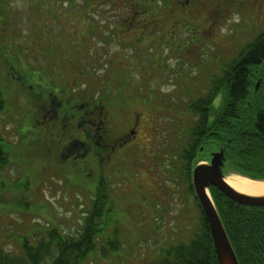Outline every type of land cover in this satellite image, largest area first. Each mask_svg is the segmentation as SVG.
<instances>
[{
    "label": "rangeland",
    "instance_id": "374dc122",
    "mask_svg": "<svg viewBox=\"0 0 264 264\" xmlns=\"http://www.w3.org/2000/svg\"><path fill=\"white\" fill-rule=\"evenodd\" d=\"M133 3L0 0V143L8 152L0 168V248L13 256H22L16 238L31 233L35 240L52 229L77 236L103 178L113 210L105 217L99 252L82 264H158L169 246L187 245L199 234L198 204L188 186L172 175L173 157L200 118L188 107L208 94L221 69L264 32V0H231L227 12L209 2L204 9L184 11L183 22L174 13L165 19L161 8L157 14L163 22L151 24L152 34L139 22L146 13L127 8ZM14 64L44 72L52 86L75 90L77 100L112 103L107 113L113 148L103 152L105 160L91 159L92 172H74L63 160L65 149L74 148L79 134L84 137L83 126L62 137L39 134L46 130L32 113L30 97L24 90L20 97L19 83L10 87L6 78ZM125 79V87L133 85L124 90ZM143 85L148 92L141 91ZM257 98L264 100L263 90ZM222 104L220 94L213 113ZM135 108L142 115L139 144L124 147L117 138L130 129ZM96 120L93 136L103 134L101 119ZM108 240L119 244L110 247Z\"/></svg>",
    "mask_w": 264,
    "mask_h": 264
},
{
    "label": "trees",
    "instance_id": "16d2710c",
    "mask_svg": "<svg viewBox=\"0 0 264 264\" xmlns=\"http://www.w3.org/2000/svg\"><path fill=\"white\" fill-rule=\"evenodd\" d=\"M20 68L19 72L28 77L30 72L25 73L24 68ZM263 72L264 32L244 46L234 61L216 77L211 91L189 107L191 113L200 115L189 132L190 150L183 148L180 154L182 164L187 167L179 169L182 171L179 176L189 186L190 194H193L191 168L201 159L202 147L204 154L225 146L226 173L264 180V100L259 102L257 98L264 91ZM6 78L9 86H14L8 73ZM259 79L262 85L256 92ZM21 93L20 97L24 95ZM220 94L223 95L222 107L215 114V121L209 122L213 103ZM1 95L0 111L4 109ZM29 97L31 95L27 94V99ZM30 104L33 115L41 119ZM1 143L0 168H3L8 161V152ZM192 152H196L197 157ZM96 188L91 209L85 214L82 231L77 236H66L52 229L47 237L41 236L37 240L34 237L32 241L28 237L16 238L22 256H13L0 248V264H82L90 255L98 253L105 217L112 212L113 204L109 185L104 179ZM210 192L239 264H264V208L238 205L214 187ZM198 209L201 214L199 234L187 245L171 246L159 264H219L208 223L200 206ZM118 244L117 240H108L107 243L110 247Z\"/></svg>",
    "mask_w": 264,
    "mask_h": 264
},
{
    "label": "flooded vegetation",
    "instance_id": "af4514ba",
    "mask_svg": "<svg viewBox=\"0 0 264 264\" xmlns=\"http://www.w3.org/2000/svg\"><path fill=\"white\" fill-rule=\"evenodd\" d=\"M162 1H164V4L160 6L159 2ZM209 2H212L214 4L218 3L216 5V8L217 10H219V12L220 10H225V12H227L231 0H134V5L130 4L129 6H127V8L132 9L134 12H136L134 14L146 13V15L140 17L139 22L143 24L146 23L147 26L145 29L143 28V30L149 32V34H152L151 31L154 32L155 28L152 27L151 24L163 22L160 18L161 16L157 14V10L161 8L165 9V11L163 9V11L165 12V19H168L167 15H171L172 13H174L176 21L182 20L183 22V19L185 17L183 16L184 11H186L187 13H192L195 9H204L203 5H207ZM149 10H153L157 16H150L151 14L149 13ZM226 15H222L223 18ZM262 18V20H264V13H262ZM180 23L181 22H178V25ZM181 25H186V23ZM158 26L159 29H162L160 25ZM148 35L146 36L147 40L150 39V36ZM18 68H20V66H15V64L12 65V69L8 72V74L11 79L13 78V82L19 83L18 87L20 88V92H22L21 90H24L27 92V94L31 95V103L33 104L36 112L41 117L40 120H42L44 124L43 127L46 130L42 132L40 131L39 134H56L55 136L58 135L59 137H62L66 133H69V131H73L70 130V128L81 130V127L83 126L84 137L79 134L78 141L74 144V148L69 149L68 151L64 148L65 155H63V160L64 163H66L64 165L73 169L74 172H77L79 174H82L81 172L84 170L86 173L89 171L92 172L93 168H91L90 166L91 159H98L99 157L102 161L103 152L110 147L113 148V144H110L109 141V134L112 132V129L108 127L109 123L112 121V118L107 113V109H110L109 107L112 105V103L108 104L107 102L109 106L108 107L107 105H101V102H99L98 104H93V102H90L89 100L83 101L82 98L77 100L75 90H72V93H75L72 94L68 90H59V87L56 86L54 82L52 86L47 79V75L44 72H40L38 70L30 71L28 77H25L24 74H21L19 71H17ZM23 72L26 73L25 68L23 69ZM262 79H264V72L262 75ZM132 85H130L129 87H131ZM129 87H126V89H128ZM141 91L148 92L147 87L143 85L141 87ZM63 93H65V95L67 96H60V94ZM258 101L260 102V100ZM99 108H102L103 112L99 111ZM138 111L139 109L135 108L133 116L129 118V120L131 121V127L127 131V133L122 136L120 135V137L117 138L124 147L135 148L139 144L138 142L141 134V132H139V126L141 123L142 115L141 113H138ZM81 117H83V119H81ZM96 117H99L101 119V123L103 124L101 128L103 130V134L99 136H93L92 132V129L94 128L97 121ZM76 119H80L83 122L86 119V124L82 125L79 122L73 124L72 121ZM89 119L94 120L89 121ZM214 120V116L209 117L210 122H213ZM76 125H78V128H76ZM107 128H109V130ZM79 138H81V140H79ZM56 147L55 148L58 149L57 151H59V145H57ZM100 151H102V154ZM55 155L59 156L61 154L57 152L55 153ZM65 174L67 175L68 173Z\"/></svg>",
    "mask_w": 264,
    "mask_h": 264
},
{
    "label": "water",
    "instance_id": "95a60500",
    "mask_svg": "<svg viewBox=\"0 0 264 264\" xmlns=\"http://www.w3.org/2000/svg\"><path fill=\"white\" fill-rule=\"evenodd\" d=\"M260 83L257 84L258 90ZM224 153L213 154L211 164L198 165L193 171V187L202 211L209 224L215 252L219 264H239L236 254L226 234L220 216L209 197L210 187L217 188L227 198L247 207H264V196L250 197L233 190L227 183L222 167L224 165Z\"/></svg>",
    "mask_w": 264,
    "mask_h": 264
},
{
    "label": "bare ground",
    "instance_id": "6f19581e",
    "mask_svg": "<svg viewBox=\"0 0 264 264\" xmlns=\"http://www.w3.org/2000/svg\"><path fill=\"white\" fill-rule=\"evenodd\" d=\"M203 150H204V148L202 147L201 148L202 153H203ZM209 157H210V155L207 157V159H209ZM226 183L233 190H235L236 192H238L240 194L250 196V197H262V196H264V181L250 180L248 178H244V177H240V176H230V177L226 178ZM226 234H227V232H226Z\"/></svg>",
    "mask_w": 264,
    "mask_h": 264
}]
</instances>
